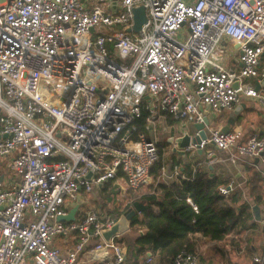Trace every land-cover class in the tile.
<instances>
[{
  "label": "built area",
  "instance_id": "1",
  "mask_svg": "<svg viewBox=\"0 0 264 264\" xmlns=\"http://www.w3.org/2000/svg\"><path fill=\"white\" fill-rule=\"evenodd\" d=\"M114 1L0 0V264H125L118 236L103 239L123 212L79 213L83 198L108 183L123 197L151 182L162 115L201 124L204 109L242 98L264 110V0H116L113 10ZM138 8L145 22L133 32ZM204 131L186 153L210 159L212 146L232 164L264 165V136ZM166 171L160 178L186 179L178 166ZM74 207V221L59 220ZM63 237L73 241L65 252L54 244ZM173 264H199V252L181 250Z\"/></svg>",
  "mask_w": 264,
  "mask_h": 264
},
{
  "label": "crops",
  "instance_id": "2",
  "mask_svg": "<svg viewBox=\"0 0 264 264\" xmlns=\"http://www.w3.org/2000/svg\"><path fill=\"white\" fill-rule=\"evenodd\" d=\"M228 59L227 66H236L238 64L237 61L234 60L233 55ZM244 100H246V102H244ZM240 104H243L244 107L236 116L235 123L230 127L229 131L240 128L242 131L243 141L251 136H264V110L247 98H242L240 103L237 105ZM237 105L233 106L230 110H223L218 114H214L210 110L204 109L206 118L209 120V125L214 129H221L224 127ZM247 110L256 114V117H245L244 113ZM162 116L163 117H160L159 122H161L162 119L167 121V123H169V121H173L167 115ZM176 123L180 124L179 122ZM168 125H165V127ZM166 147H169L168 151H170L171 155L167 158H163V155L167 152L165 151L167 150ZM208 150L212 152L210 159H207L205 151H201V153H198L197 151L192 154L187 153L186 157L183 158L173 153L171 151V147L166 141V146L163 148V151L160 155L166 162V164H164L167 170L166 176L171 175L170 170H172L173 166L171 167L170 165L175 161L180 162L185 166L189 165L193 171L198 165L205 166L211 176H217L224 181L222 186H227L232 182V189L225 197L233 196L234 198L238 199L239 202L236 204V206L244 204L250 214V219L247 221L245 226H241L235 231L230 232L222 240L209 241L199 234L192 236L194 242L196 243L195 251L199 252V264H256L253 262V258L264 253V165L257 158H243L232 164L229 161L224 160L226 158L225 153L216 150L212 146H210ZM161 180L166 182L175 181V179H170L169 177H162ZM152 182L153 179L151 183ZM112 188H114L112 184L108 183L104 185L102 189L94 191L91 195H108L109 190ZM147 193H149V190L146 191V194ZM133 195L134 193H126V195H124L122 198L125 199V202L127 201L128 204L130 199H133ZM131 202L143 204L138 200ZM127 207L128 205L120 209L118 213L120 214V212H124ZM253 207H257L259 209L260 221H256L254 219V212L252 210ZM104 214H111V212H105ZM130 230L135 231L137 234L138 232L143 231L140 226H135ZM123 234L119 235L117 238V242L119 244L121 240L120 238H122L121 236ZM136 237L131 240L132 243L130 242V245L126 246V249L124 247L125 251L123 250V252L125 254V264H142L145 260V257L149 255L152 257V264H166L159 263L155 255L151 254L150 252H146L137 256L133 248V243ZM58 243L60 244L59 249L62 252L70 250L73 246V241L70 237H66ZM78 264H98V262L89 261L87 256H81L79 258Z\"/></svg>",
  "mask_w": 264,
  "mask_h": 264
},
{
  "label": "trees",
  "instance_id": "3",
  "mask_svg": "<svg viewBox=\"0 0 264 264\" xmlns=\"http://www.w3.org/2000/svg\"><path fill=\"white\" fill-rule=\"evenodd\" d=\"M145 119L144 114L139 127L144 126ZM158 146L163 149L166 142ZM164 164L160 156L150 172L153 185L140 199L144 209L130 222L131 229L135 226L143 229L133 243L137 256L150 252L159 263L173 264L179 251H195L196 243L192 238L195 234L209 241H219L249 221L247 207L236 206L239 200L233 196H223L219 187L224 181L211 176L205 166L198 165L193 171L189 165L174 161L170 166H178L186 179L166 182L160 179ZM114 216L119 217V213Z\"/></svg>",
  "mask_w": 264,
  "mask_h": 264
},
{
  "label": "water",
  "instance_id": "4",
  "mask_svg": "<svg viewBox=\"0 0 264 264\" xmlns=\"http://www.w3.org/2000/svg\"><path fill=\"white\" fill-rule=\"evenodd\" d=\"M112 9H116V0L113 2ZM145 22V15L143 8H138L134 10V25L132 28L133 32H138L141 28V25ZM130 32V29L128 30ZM264 85V80L262 82ZM237 87V84L234 85ZM258 88V87H256ZM244 107L243 104L237 105L235 109L233 110L232 115L227 120V123L224 127L221 128V131L223 133H226L230 130V127L235 123L236 116L240 113L242 108ZM205 125H209V120L207 118L204 119L203 123L201 124H194V125H181L179 126V129H175V134H173V137L169 138L167 140L168 145L171 146V151L181 157H186L185 149L189 146L190 143L193 144H199L200 140H204L206 138V133L204 131ZM193 130L199 131V136H191V133ZM198 153H201L200 150H197ZM144 209L143 204L134 202L131 207H128L122 215L119 217V219L116 221V223L107 231L103 233V239L106 242H109L112 238L119 236L123 234L126 231H129L130 228V222L131 220L137 215L140 214ZM254 212V219L256 221H260L259 216V209L257 207L252 208ZM77 211V207H74L70 210L68 215L66 217H62L59 220L60 221H74L75 220V213Z\"/></svg>",
  "mask_w": 264,
  "mask_h": 264
},
{
  "label": "rangeland",
  "instance_id": "5",
  "mask_svg": "<svg viewBox=\"0 0 264 264\" xmlns=\"http://www.w3.org/2000/svg\"><path fill=\"white\" fill-rule=\"evenodd\" d=\"M221 51H223L224 56H226L227 58H230L233 55V51L229 45H227L226 47H223L221 49ZM244 102H246V100H244ZM244 116L255 118L256 114L247 110V111H245ZM168 124L169 123H167V121H165L163 119L159 123L156 122V123L152 124L154 136L156 138L158 145L165 143L169 138L173 137V134L176 133L175 129H179V124L174 122V121L171 122L169 125ZM165 125H168V126L165 127ZM187 128L191 129V128H189V126ZM166 148H167V150H165V151H167V152L163 155V158H167L168 156L171 155L170 151H168L169 147H166ZM0 165L5 166L6 161H3L2 159H0ZM0 172H1V170H0ZM3 175H4L3 173H0V178ZM151 181H152V179H151ZM150 183L148 185H150ZM148 185H146L145 187L140 189L137 192V194L134 193V195L132 196L133 199H130V201H136V200L140 201V199L143 197L144 194H146V191L149 189ZM151 185H153V182L151 183ZM126 204H127V201L125 202V199H123L121 197V195L117 192V189L112 188L109 190L108 195L93 194V195L85 196L83 198L82 202L80 203V206L78 208V212L80 213L82 211L92 209L96 213H99V214H104L105 212H111L112 215H115L117 212H119L120 209H122L128 205V204L127 205ZM130 231H126V233L124 232L125 234H123L121 236L122 238H120L121 239L120 245H122L123 250H124V247L126 249V246L130 245L129 244L130 242L132 243L131 240L134 239V237H136V235H137V233L135 231H131V232ZM65 238L66 237L54 239V244H56V246L59 248L60 244L58 242L62 241V239H65ZM126 254H127V251H126Z\"/></svg>",
  "mask_w": 264,
  "mask_h": 264
}]
</instances>
